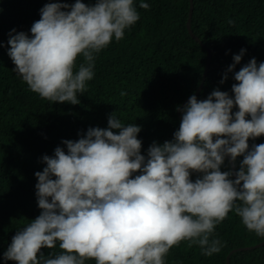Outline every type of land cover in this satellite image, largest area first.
Returning a JSON list of instances; mask_svg holds the SVG:
<instances>
[{
	"label": "clouds",
	"instance_id": "obj_1",
	"mask_svg": "<svg viewBox=\"0 0 264 264\" xmlns=\"http://www.w3.org/2000/svg\"><path fill=\"white\" fill-rule=\"evenodd\" d=\"M149 7L141 0L139 8ZM39 11L31 36L9 33L12 71L41 99L73 105L94 77L96 55L140 19L134 0L49 2ZM244 51L233 56L227 72ZM234 80L232 96L220 90L204 100L190 96L178 108L181 121L173 139L153 142L147 156L137 138L141 128L113 113L107 128L90 127L82 138L62 141L67 151L58 146L53 156L44 155L46 166L34 174L40 214L16 231L4 259L165 264L181 242L211 256L222 247L214 229L233 211L248 231L264 237V143H248L264 136V62L257 65L252 58ZM240 156L232 179L233 172L221 171V165L225 157L234 163ZM193 172L201 174L195 181ZM57 244L59 252H41Z\"/></svg>",
	"mask_w": 264,
	"mask_h": 264
},
{
	"label": "trees",
	"instance_id": "obj_2",
	"mask_svg": "<svg viewBox=\"0 0 264 264\" xmlns=\"http://www.w3.org/2000/svg\"><path fill=\"white\" fill-rule=\"evenodd\" d=\"M49 2L71 5L75 0H0V264H15L3 254L16 231L40 214L34 174L46 166L44 155L53 156L58 146L67 151L62 141H76L90 127L107 128L113 113L123 124L141 128L137 138L142 142L141 155L147 156L153 142L173 139L180 124L176 110L201 84L208 50V74L198 100L213 90L232 96L234 73L252 58L257 65L264 62V0H193L190 27L202 45L187 29L189 0H143L150 5L147 10L139 8L141 0H134L140 19L125 30L122 40L113 37L96 55L94 77L86 91L77 94L79 103H52L28 89L12 71L15 66L7 55L9 33L15 29L13 35L31 36L39 10ZM81 2L93 5L96 0ZM241 49L245 51L240 63L227 72ZM81 62L82 56L77 64ZM226 72L227 79L220 83ZM237 110L234 107L232 112ZM113 131L118 134L119 130ZM248 143L250 148L264 143V136ZM242 159L234 162L235 171ZM221 171L232 172L227 157ZM200 175L193 172L191 179ZM213 237L221 241L218 253L204 256L199 246L181 242L169 251L165 264H227V260L229 264H264V245L243 250L260 244L264 237L248 231L234 211L216 226ZM41 252L45 257L55 254L58 244Z\"/></svg>",
	"mask_w": 264,
	"mask_h": 264
},
{
	"label": "water",
	"instance_id": "obj_3",
	"mask_svg": "<svg viewBox=\"0 0 264 264\" xmlns=\"http://www.w3.org/2000/svg\"><path fill=\"white\" fill-rule=\"evenodd\" d=\"M189 3H190V6H189V16H188V20H187V29H188V32L190 34V36L192 38H194V40H196L199 44H201L200 40L192 33L191 31V27H190V19H191V15H192V9H193V0H189ZM202 45V44H201ZM210 55H211V52L210 50H208V56H207V61H206V66H205V70H204V73H203V80L201 82V84L199 85V87L197 88V90L192 94V95H195V96H198V94L200 93L201 89H202V86H203V83H204V80L208 74V67H209V62H210ZM191 95V96H192ZM188 98H186L182 103L181 105L178 107V108H183L184 105L187 104L188 102ZM176 110V113H177V116L179 118V120L181 121V115H180V111ZM227 159L229 160V163H230V166H231V169H232V172H233V178L235 179V175L234 173L236 172L235 171V168H234V163L231 161L230 157H227ZM264 245V241L261 242L260 244H257V245H254V246H251V247H245L243 248V250H250V249H256L260 246ZM227 264H229V261L227 260Z\"/></svg>",
	"mask_w": 264,
	"mask_h": 264
}]
</instances>
